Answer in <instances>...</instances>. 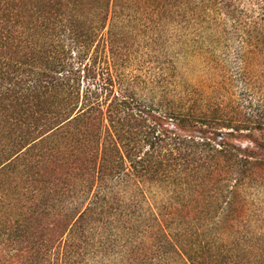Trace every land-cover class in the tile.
<instances>
[{"label": "trees", "instance_id": "trees-1", "mask_svg": "<svg viewBox=\"0 0 264 264\" xmlns=\"http://www.w3.org/2000/svg\"><path fill=\"white\" fill-rule=\"evenodd\" d=\"M119 1L0 0V173L20 170L16 179L27 183L28 193L9 206L34 204L39 257L75 246L64 239L87 210L68 218L50 206L71 199L78 180L85 190L99 188L86 209L110 205L102 189L131 177L184 197L216 189L228 198L223 209L249 184L264 189V98L244 90L216 118L174 117L138 99L133 82L113 68L129 58V39L112 28L105 34ZM255 1V55L264 60V0ZM46 179L45 192L36 188ZM44 220H51L47 233ZM22 228L7 227L10 235ZM22 237L9 242L8 264H32Z\"/></svg>", "mask_w": 264, "mask_h": 264}, {"label": "rangeland", "instance_id": "rangeland-1", "mask_svg": "<svg viewBox=\"0 0 264 264\" xmlns=\"http://www.w3.org/2000/svg\"><path fill=\"white\" fill-rule=\"evenodd\" d=\"M258 14L255 0H120L105 34L112 28L126 36L130 50L115 61V75H126L138 99L174 117L216 118L244 90L264 98V60L255 55ZM19 175L9 168L0 173L2 264L15 253L9 242L16 235L31 246L32 264H64L68 257L80 264H190V257L199 264H264V189L249 184L223 209L228 198L216 189L184 197L131 177L102 189L112 206L86 209L99 188L85 190L89 185L78 180L71 199L50 206L52 215L68 218L87 210L65 236L75 246L68 255L39 257L34 204L9 206L28 193ZM43 183L36 188L45 192L48 179ZM43 222L47 233L51 220ZM15 223L23 228L10 235Z\"/></svg>", "mask_w": 264, "mask_h": 264}]
</instances>
